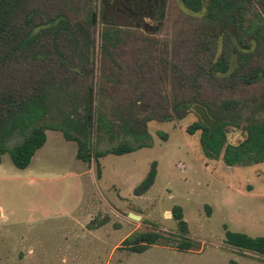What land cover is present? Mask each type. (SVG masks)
Returning a JSON list of instances; mask_svg holds the SVG:
<instances>
[{
	"label": "trees",
	"instance_id": "trees-1",
	"mask_svg": "<svg viewBox=\"0 0 264 264\" xmlns=\"http://www.w3.org/2000/svg\"><path fill=\"white\" fill-rule=\"evenodd\" d=\"M47 1L0 4V163L9 154L16 168L27 169L46 144V131L54 130L77 143V159L96 162L100 178V160L108 154L122 156L150 146L149 123L180 121L191 112L199 118L187 132H200L207 158H222L230 167L264 162V0H181L191 19L200 20L193 23L192 45L183 53L169 51L168 42L142 37L103 12L99 49L116 68L121 48L146 44L161 52L121 67L134 78L132 98L118 99L112 118L101 97L120 94L123 82L108 80L97 91L89 83L94 77L89 51L96 45V0ZM117 1L122 0H102V5ZM158 1L161 16L150 19L160 24L155 29L141 25L150 35L162 30L166 0ZM49 4L56 9L54 16ZM73 58L83 62L79 70L70 67ZM51 116L61 124H45ZM230 128L243 132L236 144L229 142ZM113 131L132 136L135 144L96 150V139ZM16 134L23 139L9 148L7 142ZM161 137L167 140L166 134ZM156 177L154 162L134 195L146 194ZM172 214L178 226L172 240L157 231L135 232L119 250L142 254L164 241L175 242L178 251L194 250L197 244L189 237L182 207H174ZM225 236L234 249L264 257V237L227 228Z\"/></svg>",
	"mask_w": 264,
	"mask_h": 264
},
{
	"label": "rangeland",
	"instance_id": "rangeland-1",
	"mask_svg": "<svg viewBox=\"0 0 264 264\" xmlns=\"http://www.w3.org/2000/svg\"><path fill=\"white\" fill-rule=\"evenodd\" d=\"M95 2L96 45L89 51L94 77L89 83L97 91L108 80L123 82L117 89L120 94L101 97L112 118L116 101L132 98L134 78L121 67L134 66L161 52L146 44L121 48L123 55L118 57L116 68L99 49L102 16L106 12L110 19H124L114 16L116 3L103 6L102 0ZM52 5L49 12L54 16L56 9ZM190 15L181 0H166L159 33L143 31L141 25L155 29L160 24L149 18L129 27L142 37L168 42L169 51L173 48L183 53L192 45L193 23L200 22ZM160 16V10L155 11V17ZM82 63L73 58L70 67L79 70ZM53 73L57 78L58 72ZM198 118L191 112L180 121L149 123L150 146L122 156L108 154L100 160V178L96 162L89 165L77 159V143L67 141L59 131H46V144L25 170L16 168L9 154L3 155L0 264H264V257L234 249L226 243L225 236L227 228L252 238L264 237V162L230 167L222 158H207L200 132H187ZM44 123L61 124L52 116ZM161 134H166L167 140ZM228 135L232 144L243 138L238 128H230ZM22 139L16 134L7 146L12 148ZM123 142L135 144L132 136L113 131L97 138L95 149L110 150ZM154 162L155 184L146 194L135 196V188ZM176 206L183 209L189 237L197 244L194 250L178 251L172 241L154 245L142 254L119 250L135 232L157 231L172 240L178 233L172 214ZM130 213L141 220L131 219Z\"/></svg>",
	"mask_w": 264,
	"mask_h": 264
},
{
	"label": "flooded vegetation",
	"instance_id": "flooded-vegetation-1",
	"mask_svg": "<svg viewBox=\"0 0 264 264\" xmlns=\"http://www.w3.org/2000/svg\"><path fill=\"white\" fill-rule=\"evenodd\" d=\"M132 1L133 0H122L115 2L116 5L113 9L115 10L114 16H120L124 20L118 21L114 18L112 20L116 22H123L124 25L131 26L135 21H142L146 18L150 19V17H153L155 15V11L158 10L160 5L158 0H135L132 5H130Z\"/></svg>",
	"mask_w": 264,
	"mask_h": 264
},
{
	"label": "water",
	"instance_id": "water-1",
	"mask_svg": "<svg viewBox=\"0 0 264 264\" xmlns=\"http://www.w3.org/2000/svg\"><path fill=\"white\" fill-rule=\"evenodd\" d=\"M2 1H3V0H0V4H1ZM129 217H130L131 219H133V220H136V221H140V220H141V217H140V216L135 215V214H133V213H130V214H129Z\"/></svg>",
	"mask_w": 264,
	"mask_h": 264
}]
</instances>
